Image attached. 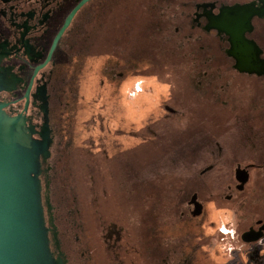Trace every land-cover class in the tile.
Returning <instances> with one entry per match:
<instances>
[{"label":"flooded vegetation","instance_id":"1","mask_svg":"<svg viewBox=\"0 0 264 264\" xmlns=\"http://www.w3.org/2000/svg\"><path fill=\"white\" fill-rule=\"evenodd\" d=\"M261 7L0 0V103L37 144L49 140L39 179L55 258L264 264V15L251 13ZM153 77L171 82L169 98L137 130V78ZM151 146L175 149L180 171L155 165L153 181ZM211 209L229 220L216 227Z\"/></svg>","mask_w":264,"mask_h":264},{"label":"water","instance_id":"2","mask_svg":"<svg viewBox=\"0 0 264 264\" xmlns=\"http://www.w3.org/2000/svg\"><path fill=\"white\" fill-rule=\"evenodd\" d=\"M259 2L262 7L251 13L263 16L264 0ZM4 107L0 103V264H65L51 252L42 204L39 158H48L49 140L37 144L32 127L21 116L7 115ZM200 213L201 207H195V215ZM260 237L256 233L243 240L252 243Z\"/></svg>","mask_w":264,"mask_h":264},{"label":"rangeland","instance_id":"3","mask_svg":"<svg viewBox=\"0 0 264 264\" xmlns=\"http://www.w3.org/2000/svg\"><path fill=\"white\" fill-rule=\"evenodd\" d=\"M141 79L137 78V85H136V91H135V93H136V95H135V106H136L135 124H136L137 130H141V128L147 124V115L146 114H148L149 111L154 112L158 108L157 105H158V102L160 101V99L166 100L167 98H169V89H170L169 85L171 84V82H169V81L164 82V81H161L159 78H156V77H153L151 79H147V80H145V82H144L143 78H141ZM91 94H93V95L96 94V90L94 87L91 88ZM86 97H89V96H86ZM87 114H88V112H85L82 114L80 122H81V120L87 118V116H86ZM124 125L126 127L128 125V121H125ZM83 128L84 127L80 126L79 130H83ZM172 138H173L174 142H176L175 141L176 137H172ZM83 139H84V134L81 136V139L78 141L79 145ZM122 142H123L125 149H126L128 146V138L125 137ZM140 143H142V140L136 139L135 146H136L137 158L142 157L145 153V150H146L144 147L145 145L138 147L140 145ZM108 147H109L111 152L112 151L115 152V150L113 149L112 142L108 145ZM161 151L162 150H160V149L155 150L154 146L153 147L151 146V152L149 153V155L145 154V159L150 157L149 162L152 164V170L153 171H151V172L153 174L152 175L153 181L157 180V178H159V175L158 176L155 175V173L158 172V171L155 172V170H154L156 168V167H154L155 165L158 168L159 164L160 165L165 164L166 168H164V169H167L168 174L172 173V172L177 174L181 169L178 166H175V163L177 162V156H178L176 152L174 153L175 149H174V151L172 150L171 152H169L167 154L162 153ZM125 158H126V156H125ZM140 162H142V161H140ZM146 162H147V160H145V162L143 164H145ZM96 169H97V166H96ZM138 171H140L141 173H144V169H142V168H140V169L138 168ZM95 172H97V173L100 172V169L96 170ZM145 172H146V170H145ZM210 215H212L213 217H209L210 218L209 222L214 221L216 227L219 223L220 224L223 222L225 223L226 221L229 220V219L227 220V218H225L223 212H215L214 213L213 209L210 210ZM218 215H220L222 218L219 217ZM208 231L214 232L215 230H212V231L208 230Z\"/></svg>","mask_w":264,"mask_h":264},{"label":"built area","instance_id":"4","mask_svg":"<svg viewBox=\"0 0 264 264\" xmlns=\"http://www.w3.org/2000/svg\"><path fill=\"white\" fill-rule=\"evenodd\" d=\"M224 232V231H223ZM264 243V240L262 241Z\"/></svg>","mask_w":264,"mask_h":264}]
</instances>
